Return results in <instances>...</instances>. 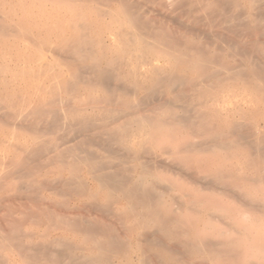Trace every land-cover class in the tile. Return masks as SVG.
I'll use <instances>...</instances> for the list:
<instances>
[{"label": "bare ground", "instance_id": "1", "mask_svg": "<svg viewBox=\"0 0 264 264\" xmlns=\"http://www.w3.org/2000/svg\"><path fill=\"white\" fill-rule=\"evenodd\" d=\"M52 2L79 9L0 20V124L21 132L0 166L28 188L67 174L88 208L44 197L41 223L7 221L0 264H264V0Z\"/></svg>", "mask_w": 264, "mask_h": 264}, {"label": "rangeland", "instance_id": "2", "mask_svg": "<svg viewBox=\"0 0 264 264\" xmlns=\"http://www.w3.org/2000/svg\"><path fill=\"white\" fill-rule=\"evenodd\" d=\"M2 1V3H1ZM4 0H0V20H3L6 18V16L8 18H6L5 20L7 21V23L11 26H14L15 27H19V23L22 24L21 26L25 25L27 21H31L33 19H38L40 21H43L44 23H53L55 21H58V19H64V18H68V17H71L75 14L76 9H79L78 7L76 8L75 6V3L72 2L73 4L71 5V3H69V5L71 6H67L66 3H62L60 4V2H57V4L55 2H52V0H41L42 3H40V0H14V1H11V0H5L6 3H3ZM4 1V2H5ZM49 1V2H48ZM51 1V2H50ZM75 1V0H73ZM12 2V3H10ZM14 2V3H13ZM23 4H22V3ZM17 3V4H16ZM59 3V4H58ZM7 4H8V7H7ZM14 5V11L12 10L13 9V5ZM6 5V6H5ZM12 5V6H11ZM11 6V7H10ZM16 6H19V7H16ZM26 6V7H24ZM74 6V7H73ZM41 7V9H40ZM2 8V9H1ZM5 11H4V9ZM75 9V10H74ZM7 10V11H6ZM18 11L16 13V11ZM2 11V12H1ZM9 11V12H8ZM20 12V13H19ZM36 12V13H35ZM6 15H5V14ZM77 13V12H76ZM2 14V15H1ZM21 14V15H20ZM20 15V16H19ZM86 16H91L92 14L91 13H86L85 14ZM47 16V17H46ZM13 17H14V20H13ZM3 18V19H2ZM13 22H16L18 23V26H16L17 24L16 23H13ZM26 21V22H25ZM10 22V23H9ZM13 23V24H12ZM5 42L7 41V39L4 40ZM0 50H3L4 52H10V49L6 48V49H0ZM9 55V54H8ZM8 58H10V56H8ZM48 59L52 60V56H48L47 57ZM21 79V80H20ZM23 80H24V77L22 75H17L16 78H15V84H16V87L17 85H20L23 83ZM38 93L37 91V88L36 86H32L30 87L28 90H23L21 92V96L22 97H32L33 95H36ZM157 105V103L153 102V103H148V104H144V105H141L139 108L140 109H143L141 110V112L143 111L145 113V111L148 109L149 111L155 106ZM145 106L147 108H145ZM149 106V107H148ZM153 106V107H151ZM145 110V111H144ZM147 110V113L145 114H148L149 111ZM137 111L140 112L139 109H137ZM140 112V113H141ZM142 112V113H143ZM151 112V111H150ZM150 114V113H149ZM2 120V118H1ZM2 122V121H0ZM12 123V122H11ZM11 123H9V125L7 124H0V138H3L5 137V141L7 140L8 142H11L12 141H15V137L17 135H20V131L19 129L15 128V126ZM5 126V128H2L3 126ZM245 132H247V129L243 130ZM51 136L50 135H47V139H49ZM54 137V136H52ZM14 139V140H13ZM6 141V142H7ZM23 141H25V139H23ZM80 139L76 140L75 142H73V144L75 145H83V143L80 141ZM199 141V139L197 140ZM201 142L200 143H203L202 140H200ZM79 143V144H78ZM205 143V142H204ZM72 144V145H73ZM85 146V145H84ZM84 146H82L81 148H83ZM87 148V147H86ZM94 148V147H93ZM97 150V153L98 154H103L102 151H100L99 149H96ZM42 149V151H38L39 153L42 152V154L36 152L35 155L31 156V157H28L30 159L28 162V164L30 165L29 166V169L31 168L32 170L37 168L38 166L40 165H43L41 164V162L43 163L45 160H47L48 162V159L46 158H50V155L47 151H44ZM45 153V154H44ZM38 154V155H37ZM50 155V156H48ZM8 157H2V160H6ZM45 159V160H44ZM32 160V161H31ZM35 160V161H34ZM40 163V164H38ZM45 163V162H44ZM44 165L46 166H49V163H45ZM34 167V168H33ZM7 168V169H6ZM54 166H50L49 167V170L50 171H53L54 170ZM9 169V167H3L2 165L0 166V173L1 174H4V177L1 178V181H0V236L4 235L5 234V229L7 227V224L8 223L7 221L8 220H19V218H22L21 221L23 222L24 220H27V221H24L25 224L24 226L27 227L28 224L30 225H34V224H37L39 223L40 221H38L39 219L37 218L39 215H41V213H43L46 209L47 210H51L52 208L50 207L51 203L46 199H43L44 197H51V198H54V199H57V201L59 202H63L65 204H58V208H56L55 210L57 211H61V212H64V211H67V210H70V209H73L75 207H78V208H75L81 211L82 213H86L87 212V208L88 206L86 205L87 202L83 199H78L77 197H74L73 198V195L71 193V188L67 187L68 184L64 183L65 182L64 180L67 179L68 175L67 174H63L61 176H57V175H49L48 177V180L49 182H44V183H39V184H36L35 186L36 187H27L28 183L30 182L27 178H26V174L24 172V170H20V169H14L13 171H8V172H5ZM6 173V174H5ZM17 174V175H16ZM13 175V176H12ZM7 176V177H5ZM20 176V178H19ZM64 176V178H63ZM52 177V178H51ZM60 177V178H58ZM7 178V179H6ZM17 178V179H16ZM63 178V179H62ZM44 178H41V181L43 180ZM52 179V181H51ZM62 179V180H61ZM11 182H10V181ZM56 180V181H55ZM20 181V182H19ZM46 181V180H45ZM51 181V182H50ZM59 181V182H58ZM56 182V183H55ZM3 183V184H2ZM6 183V184H5ZM15 183L16 185L12 188V184ZM52 183V184H51ZM55 183V184H54ZM41 184V186H40ZM61 184V185H60ZM7 185V186H6ZM12 185V186H11ZM59 185V186H58ZM62 185H63V188H62ZM65 185V186H64ZM11 186V187H10ZM19 186V187H18ZM21 186V188H20ZM47 186V187H45ZM27 187V188H26ZM20 188V189H19ZM32 188V189H31ZM41 188V189H40ZM18 189V190H17ZM31 189V190H30ZM6 190V191H5ZM43 190V191H42ZM5 191V192H4ZM26 191V192H25ZM28 191V192H27ZM63 192V193H62ZM39 194V195H38ZM30 195V197H29ZM61 196V197H60ZM19 197V198H18ZM63 197V198H62ZM27 198V199H26ZM77 198V199H76ZM225 197V200L231 204H236L235 203V200L231 199V198H227ZM42 199V200H41ZM61 199V200H60ZM72 199V200H71ZM77 201H76V200ZM4 200V201H3ZM66 200V201H65ZM229 200V201H228ZM30 201V202H29ZM68 201V202H67ZM85 203H84V202ZM234 201V202H233ZM41 202V203H40ZM44 202V203H43ZM67 202V203H66ZM84 204H83V203ZM233 202V203H232ZM35 203V204H34ZM82 203V204H81ZM13 204V205H12ZM27 204V205H26ZM37 205V206H36ZM40 206V209H39V206ZM60 205V207H59ZM78 205V206H77ZM81 205V207H80ZM85 205V206H84ZM43 208H42V207ZM62 206V207H61ZM65 206H69L68 208L65 207ZM72 206V208H71ZM36 207H37V214L36 212H33L32 211H36ZM42 208V209H41ZM62 208V209H61ZM66 210H65V209ZM29 209V210H28ZM59 209V210H58ZM86 209V210H84ZM31 210V211H30ZM53 210V209H52ZM25 211V212H24ZM31 212V213H30ZM22 213V214H21ZM40 213V214H39ZM4 214V215H3ZM25 214V215H24ZM31 216H30V215ZM24 216V217H22ZM26 216V217H25ZM30 216V217H29ZM33 216V217H32ZM2 217V218H1ZM16 217V218H15ZM31 217L35 218V221L31 220ZM4 218V219H3ZM37 219V220H36ZM30 220L32 222H30ZM44 221V220H43ZM37 222V223H36ZM42 222V221H41ZM40 222V223H41ZM45 222V223H44ZM42 224V227H37L36 230L39 232V234H44L48 231V227L46 225V220L44 221ZM27 223V224H26ZM34 223V224H33ZM2 227V228H1ZM4 227V228H3ZM47 230V231H46ZM3 231V232H2ZM10 243L9 245L5 242L4 243V248H3V251L4 252H8L9 250H11L12 248H10ZM10 248V249H9Z\"/></svg>", "mask_w": 264, "mask_h": 264}]
</instances>
